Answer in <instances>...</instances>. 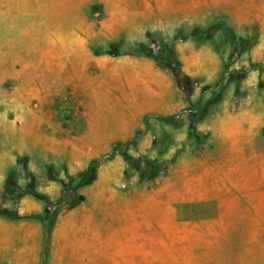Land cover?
<instances>
[{
	"label": "rangeland",
	"instance_id": "1",
	"mask_svg": "<svg viewBox=\"0 0 264 264\" xmlns=\"http://www.w3.org/2000/svg\"><path fill=\"white\" fill-rule=\"evenodd\" d=\"M118 5L0 0V210L31 223L0 232V264H264V0H203L202 22L181 29L228 17L223 74L181 76L185 104L130 130L111 72ZM45 14L75 28L55 33L74 38L64 60L28 44ZM158 35L145 45L166 59ZM200 39L181 41L186 67L214 60Z\"/></svg>",
	"mask_w": 264,
	"mask_h": 264
},
{
	"label": "crops",
	"instance_id": "2",
	"mask_svg": "<svg viewBox=\"0 0 264 264\" xmlns=\"http://www.w3.org/2000/svg\"><path fill=\"white\" fill-rule=\"evenodd\" d=\"M125 1L119 0L117 15L109 23L115 25L114 39L118 36L123 37L120 44L122 51L112 55L115 64L111 72L116 73L115 84L121 88L120 127L130 130L138 128L147 114L157 113L166 116L179 110L181 102L185 104V98L179 93V82L171 65L163 61L158 62L139 47L141 43L146 42L147 32H157L158 39L163 40L161 41L163 45L166 41L176 40L174 59L183 60L182 68L181 65L178 66L180 77L183 75L190 79L192 77L191 80L206 78V82L214 80L223 74L224 60L210 41H206L204 46L208 48V54L214 60L202 58L198 68H190L185 66L184 57L181 58V40H178V35L185 25L189 24L191 27L192 24L202 22L203 0H143L141 3L134 0L129 4ZM212 23L213 21L210 22ZM134 43L139 46L132 49ZM196 54L198 48H194L192 55ZM99 73L102 72L99 70ZM27 226H31V223L0 216V232L15 229L24 231ZM1 237L5 241L1 247L7 242L10 243L9 236L2 234ZM12 239L24 241V236L20 238L17 235Z\"/></svg>",
	"mask_w": 264,
	"mask_h": 264
},
{
	"label": "trees",
	"instance_id": "3",
	"mask_svg": "<svg viewBox=\"0 0 264 264\" xmlns=\"http://www.w3.org/2000/svg\"><path fill=\"white\" fill-rule=\"evenodd\" d=\"M226 24H227V30L230 29L231 31H229L230 35H231V40L232 41V45H233V41L235 40V33H234V27L233 25L230 23V21H228V17L225 15L223 16L222 18L218 19L216 22L210 24L209 26L207 27H200L201 31L197 32V28L199 27H194L193 30L191 31V33L189 34H186L185 31L183 29H181V32L179 33L178 35V40H185V38H189L191 37L192 35L193 36H197V38H201L200 40H202L201 42H206V41H210L212 42L214 45L216 44L215 42V38L216 36H218L220 34V30H223L225 31V28H226ZM228 32V31H227ZM150 34V33H148ZM227 35L223 34V37L226 38ZM230 37V36H229ZM244 41V40H243ZM176 43V40H172V41H169V42H166L164 43V56H166V59H161L159 56L157 57L154 52L152 51V49L150 47H147L145 45V43H141L140 44V48L143 52H145L146 54L148 55H152L155 59H157L158 62H163L165 64H170L171 67H172V70L173 72L175 73L176 77H177V80L180 84V75L178 73V66L175 64L176 62H174V55H175V47H174V44ZM171 54V55H170ZM184 79L188 78L186 76H183ZM160 117H169L168 115H163V116H160ZM86 180L87 182L90 180L92 181L89 173L87 174V177H86ZM85 180V181H86ZM1 215H4V216H7V217H10V218H13V219H20V218H23V216H21L18 211L16 210H12V209H4V210H0V216Z\"/></svg>",
	"mask_w": 264,
	"mask_h": 264
},
{
	"label": "bare ground",
	"instance_id": "4",
	"mask_svg": "<svg viewBox=\"0 0 264 264\" xmlns=\"http://www.w3.org/2000/svg\"><path fill=\"white\" fill-rule=\"evenodd\" d=\"M46 17H43V16H40L39 19V24L37 23V19H32L31 21L29 20L27 22V24H32L35 26V29H34V33L33 34H36V36L39 38L37 40V38H34L32 37L31 39H29L30 41L28 42V44H31V43H35L34 45H37V46H40L41 48L43 49H49V50H52V53L56 60L58 59V57L61 55V57L59 58V60H64L65 57L67 55H73V52L72 51V48H73V44H74V40L72 41V39H65L63 38L61 35L63 34H66V35H69V36H74L75 34V31L74 29L68 31V32H65L64 30L67 29V28H64V26H66L64 24V21H67L69 19V16L68 15H65L61 18L60 20V25L57 26V23L51 21L50 17L48 15L45 14ZM34 20V21H33ZM71 22V21H69ZM75 22L76 21H72L71 22V25L69 27H73L75 25ZM56 32H59L61 33L60 35V39L62 40L61 44H59V36L56 37L55 33ZM40 36V37H39ZM32 40H35V41H32ZM72 41L71 45H70V42ZM70 46V47H69ZM83 44H81L80 47H78L76 50H78L79 48H82ZM29 142L30 144H32V141L31 139H28L27 141H19L18 144H22V146H24V148H26V144L29 145ZM30 146V145H29ZM31 148V146H30ZM28 149V148H26Z\"/></svg>",
	"mask_w": 264,
	"mask_h": 264
}]
</instances>
